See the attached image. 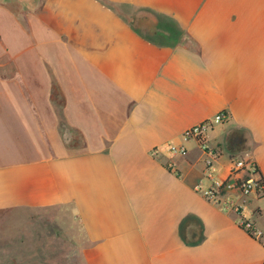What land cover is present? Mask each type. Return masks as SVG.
Here are the masks:
<instances>
[{"label": "crops", "instance_id": "crops-1", "mask_svg": "<svg viewBox=\"0 0 264 264\" xmlns=\"http://www.w3.org/2000/svg\"><path fill=\"white\" fill-rule=\"evenodd\" d=\"M221 111V175L246 158L264 179V0H0V221L17 213L21 257L264 264V196L243 212L257 239L195 190L210 157L183 133Z\"/></svg>", "mask_w": 264, "mask_h": 264}, {"label": "built area", "instance_id": "built-area-1", "mask_svg": "<svg viewBox=\"0 0 264 264\" xmlns=\"http://www.w3.org/2000/svg\"><path fill=\"white\" fill-rule=\"evenodd\" d=\"M227 113L221 111L214 117L202 121L186 129L183 133L185 140H194L206 152L209 159L205 161L204 177L209 184L197 185L195 190L213 205L232 210L240 215L239 225L254 238L260 239L263 233L260 229L244 217L243 212L246 200L251 196H264V179L259 177V169L255 161L246 158H236L230 162V167L225 176L221 175L220 169L215 165L217 152L207 142V133L214 125L222 124L227 119ZM169 150L183 152L182 148L168 146ZM153 154H157V149Z\"/></svg>", "mask_w": 264, "mask_h": 264}, {"label": "rangeland", "instance_id": "rangeland-1", "mask_svg": "<svg viewBox=\"0 0 264 264\" xmlns=\"http://www.w3.org/2000/svg\"><path fill=\"white\" fill-rule=\"evenodd\" d=\"M3 220L0 221V264H34L30 256L24 260L20 255L23 248L18 243L17 213L13 212L5 216ZM49 220V217L46 216L43 221L46 227L44 233H49ZM30 233H33L32 228L30 229ZM37 244L40 245L41 243ZM50 245L51 249L60 254V256L57 258L46 257L40 259L44 264H82L79 242H58L56 245ZM32 248L33 243H30L29 254H31ZM46 249L51 251L50 247Z\"/></svg>", "mask_w": 264, "mask_h": 264}]
</instances>
